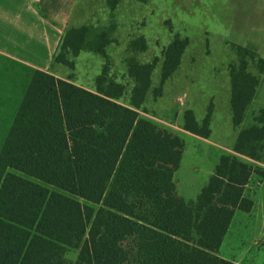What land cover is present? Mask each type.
<instances>
[{
	"label": "trees",
	"instance_id": "16d2710c",
	"mask_svg": "<svg viewBox=\"0 0 264 264\" xmlns=\"http://www.w3.org/2000/svg\"><path fill=\"white\" fill-rule=\"evenodd\" d=\"M147 3L149 0H134ZM115 9L120 0H108ZM112 38L91 25L69 28L54 64L73 68L82 52L107 57ZM189 45L175 37L161 68L165 83L178 71ZM134 51H145L140 38ZM230 65L234 126L243 125L260 77L250 71L258 58L235 46ZM260 73L264 60L259 58ZM156 64L131 59L134 82L127 105L125 87L108 77L96 91L35 71L0 151V264H236L219 255L238 212L251 213L248 188L264 181V109L242 129L196 200L178 194L184 140L143 118ZM212 113L200 123L184 114L183 129L208 139ZM78 252L73 261L69 255Z\"/></svg>",
	"mask_w": 264,
	"mask_h": 264
},
{
	"label": "rangeland",
	"instance_id": "374dc122",
	"mask_svg": "<svg viewBox=\"0 0 264 264\" xmlns=\"http://www.w3.org/2000/svg\"><path fill=\"white\" fill-rule=\"evenodd\" d=\"M108 0H85V10L76 15V27L91 25L107 30L112 43L107 57L82 52L71 58L74 67L54 65V73L76 85L96 91V79L107 68L108 77L125 87L119 100L127 105L134 82L128 74V63H155L153 86L141 116L179 135L185 142L184 162L175 181L183 188L193 181H203L212 172L221 156L232 154L233 145L242 129L254 124V117L264 109V73L258 59L264 60V0H149L139 3L120 0L113 10ZM175 37L188 40L189 45L178 71L165 83L162 94L161 68L166 48ZM143 38L145 51H134L133 41ZM256 51L250 60V71L260 77L255 100L240 127L234 126L230 107V65L236 61L235 46ZM192 110L202 123L211 110L212 134L199 138L183 129L184 114ZM5 140H0V151ZM246 161V159H242ZM255 189L249 192L254 196ZM255 199V196H254ZM264 186L256 196L251 214L238 212L221 249L223 257L240 259L254 256L256 264L264 259ZM78 252L69 255L75 260ZM251 260V259H250Z\"/></svg>",
	"mask_w": 264,
	"mask_h": 264
},
{
	"label": "crops",
	"instance_id": "0c3cea01",
	"mask_svg": "<svg viewBox=\"0 0 264 264\" xmlns=\"http://www.w3.org/2000/svg\"><path fill=\"white\" fill-rule=\"evenodd\" d=\"M83 1L85 0H0V140H6L9 134L33 73L43 71L58 77L53 70L54 57L65 32L71 27L78 28L74 19L78 12L85 10ZM235 142L236 139L228 149L229 153L235 154ZM242 159L264 168V163L244 157ZM214 171L215 168L203 181L192 180L183 190L176 183L178 194L187 201L196 200ZM263 186L264 181L256 186L253 211L256 208V196ZM250 189L251 187L248 188L249 191ZM262 227L264 231V217ZM219 255L223 257L221 252ZM253 257H248L245 262V255L242 258L240 256V259L223 258L236 264H256ZM261 264H264V259Z\"/></svg>",
	"mask_w": 264,
	"mask_h": 264
}]
</instances>
